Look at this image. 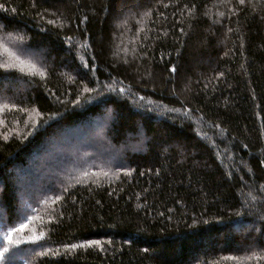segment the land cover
Returning <instances> with one entry per match:
<instances>
[{"label":"trees","instance_id":"1","mask_svg":"<svg viewBox=\"0 0 264 264\" xmlns=\"http://www.w3.org/2000/svg\"><path fill=\"white\" fill-rule=\"evenodd\" d=\"M0 6V264H264V0Z\"/></svg>","mask_w":264,"mask_h":264},{"label":"snow or ice","instance_id":"2","mask_svg":"<svg viewBox=\"0 0 264 264\" xmlns=\"http://www.w3.org/2000/svg\"><path fill=\"white\" fill-rule=\"evenodd\" d=\"M246 2V0H238V4L240 5H244ZM249 2H251V0H249ZM168 5H165V7H167ZM2 7V6H0ZM185 8H187V5H185ZM189 13H191V10H189ZM85 19H87L85 17ZM50 23H55V21H50ZM181 32H183V29H181ZM0 48L3 49L4 53L10 54L13 57H15V60L18 62L16 64H10V63H4V64H0V67L8 69V68H19V70L21 72H27L31 75H35V74H39L41 77H43L45 75V72L41 69L37 68V65L35 63H32L31 61H28L27 63L25 62V60L21 59V57L19 55L16 54V52H13L11 49H9L7 47V45L3 44V41L0 40ZM175 67L172 68V71H175ZM121 92H123V89H120ZM5 108H7V105H4ZM16 106L13 105V108H15ZM106 175V174H105ZM84 176L87 177L88 173H84ZM249 196L251 197V193H249ZM252 199H255V197H251ZM59 199V198H57ZM21 228L25 227V225H21ZM16 229H10L9 233H8V238L11 239V235L10 233L15 231ZM44 234L41 233L39 236H34L31 237L32 240H39ZM13 244H20L21 241L19 240H15L12 241ZM99 245L100 241H92V240H86L84 242H82L81 244L77 245V244H66L64 245L65 248L67 249H76L77 247H85V246H90V245ZM9 252V249L7 247L0 249V260H5L7 259L6 254Z\"/></svg>","mask_w":264,"mask_h":264},{"label":"rangeland","instance_id":"3","mask_svg":"<svg viewBox=\"0 0 264 264\" xmlns=\"http://www.w3.org/2000/svg\"><path fill=\"white\" fill-rule=\"evenodd\" d=\"M95 125H96V123H95ZM95 125H92V127H90L89 125H84L83 127V129L84 130H87L89 133L90 132H93V130H95V129H97L98 127L96 126V128H94L95 127ZM73 127H76L74 130H70L69 128H66V129H64V130H66V132H64V133H66L65 135H60L59 136V138H61V136L63 137V138H65L66 136L67 137H74V138H78V136H76L77 134L79 135L80 134V132H82V125H80V126H73ZM103 141H105L104 139H102ZM59 141V140H58ZM54 143H52V145L51 144H49L48 143V147H50L49 149H50V151L51 152H49V153H47L46 154V156H45V158H47V157H50V156H52V158L51 159H53L54 161H55V159H54V155H55V157L58 159V161H57V163L60 165L61 163V161L62 160H64L65 159V157L68 155V156H70L73 152H74V150H79V149H81L80 148V145H76L75 144V146L73 147V148H68V147H64V148H66L65 150H64V152L65 153H63V154H61L59 151H57L56 149H53L55 146V143L57 142V140L56 139H54V141H53ZM107 142V141H106ZM91 143V144H90ZM90 143H89V145H90V149H95V151H94V155L95 156H105L108 152H107V150L108 149H103L102 148V146H101V143H100V141H99V139H97L96 137H93L91 140H90ZM110 146H111V148L109 149L110 151L109 152H111V151H115L116 150V148H115V145H113V144H109ZM81 147H83V145H81ZM53 150V151H52ZM67 152V153H66ZM87 158V157H86ZM89 169V168H88ZM65 172H66V170H65ZM59 176H62V174H59ZM45 179H49V178H45ZM28 180H26L25 179V181H24V185L26 186V188L28 189V186H27V184H26V182H27ZM24 204H25V206L26 205H28V206H30V201L28 202H26V201H24Z\"/></svg>","mask_w":264,"mask_h":264}]
</instances>
